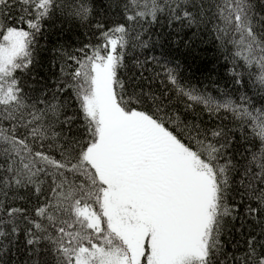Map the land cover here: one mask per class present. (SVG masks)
<instances>
[{
    "label": "snow or ice",
    "instance_id": "obj_1",
    "mask_svg": "<svg viewBox=\"0 0 264 264\" xmlns=\"http://www.w3.org/2000/svg\"><path fill=\"white\" fill-rule=\"evenodd\" d=\"M0 264H264V0H0Z\"/></svg>",
    "mask_w": 264,
    "mask_h": 264
},
{
    "label": "trees",
    "instance_id": "obj_2",
    "mask_svg": "<svg viewBox=\"0 0 264 264\" xmlns=\"http://www.w3.org/2000/svg\"><path fill=\"white\" fill-rule=\"evenodd\" d=\"M193 71H195V70H193ZM199 75H200V73H199V72H197V73H196V76H197V77H199Z\"/></svg>",
    "mask_w": 264,
    "mask_h": 264
}]
</instances>
